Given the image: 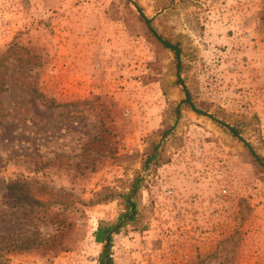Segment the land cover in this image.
<instances>
[{
  "label": "rangeland",
  "instance_id": "rangeland-1",
  "mask_svg": "<svg viewBox=\"0 0 264 264\" xmlns=\"http://www.w3.org/2000/svg\"><path fill=\"white\" fill-rule=\"evenodd\" d=\"M180 76L205 114L181 108ZM0 264H264V0H0ZM20 48V49H19ZM49 104H53L49 106ZM216 120V121H215ZM172 128L161 138V132ZM158 144L160 165L143 170ZM150 147V148H149Z\"/></svg>",
  "mask_w": 264,
  "mask_h": 264
},
{
  "label": "trees",
  "instance_id": "trees-1",
  "mask_svg": "<svg viewBox=\"0 0 264 264\" xmlns=\"http://www.w3.org/2000/svg\"><path fill=\"white\" fill-rule=\"evenodd\" d=\"M139 11V20L144 23L147 28L148 33L150 36L155 40V43L162 49L169 50L172 52L177 68V80L176 83L181 86L182 92L184 97L180 102L176 105L174 113L176 114V119L180 117V110L181 108H187L196 114L202 115L205 114L203 110H201L196 102H194L192 98V94L190 90L184 84L183 79L180 76V71L182 67L181 62V48L178 43H173L170 40L163 38L160 34L156 32V30L152 26V19L147 18L140 8ZM15 48L11 46L9 47L4 54L0 56L2 61H6L8 57H10L12 50ZM20 49V48H19ZM1 64V63H0ZM0 74L1 71H0ZM6 80L0 76V93L5 90ZM53 104H49L52 106ZM216 121V120H215ZM221 126H223L229 134L238 139L243 143V145L247 149L248 156L250 157L253 164H255L259 169L264 170V157L260 156L254 148L243 138L240 136V131L235 126H230L223 122H219ZM172 128H167L161 132V138L166 137L170 134ZM150 148V147H149ZM146 158L143 161V170L149 169L151 165H155L154 167L160 165L163 156L162 150L159 148L158 144L152 145L150 149L146 151ZM143 181L142 175L135 176L128 185L127 191L123 193H117L113 190L107 189L100 191L97 193V202L98 203H105L109 202L110 200H114L116 197H120L124 203V209L119 212L117 217L111 222H104L101 221L98 224L97 229L94 232V240L97 244L101 245V251L97 258V264H115L114 259L112 256V242H113V235L120 233V231L128 226L129 224L134 223L139 216V204H138V194L141 188V184Z\"/></svg>",
  "mask_w": 264,
  "mask_h": 264
}]
</instances>
